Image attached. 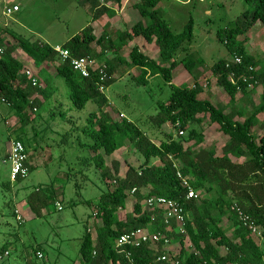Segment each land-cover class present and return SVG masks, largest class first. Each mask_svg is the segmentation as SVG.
<instances>
[{
	"label": "trees",
	"instance_id": "obj_1",
	"mask_svg": "<svg viewBox=\"0 0 264 264\" xmlns=\"http://www.w3.org/2000/svg\"><path fill=\"white\" fill-rule=\"evenodd\" d=\"M115 1L122 6L124 0ZM245 1L247 8L241 15L217 31V37L226 45L229 55L214 61L210 68L217 83L230 95L227 105L237 104L239 93L249 96L258 83L263 86L261 101L247 113L245 105L227 111L226 107L201 98L199 94L204 86L199 82L194 69L204 64L205 59L202 56L185 55L182 61L194 76L195 82L181 85L172 83L169 99L159 103L160 110L153 119L159 126L170 122L179 128V132L187 129L188 133L179 137L166 133L159 142L153 141L132 120L115 117L114 112L107 109L109 97L99 87L101 81L97 72L90 77L83 76L72 67L69 60L62 59L50 43L31 40L0 25V44L4 46L0 53V101L5 98L23 125L30 119L26 107L33 109L36 106L37 111L38 105L42 104L35 94L49 96V90L32 84L24 72V62L14 55L15 46L5 41L4 33L7 31L18 38V45L33 59L35 65L41 66L42 70H45L46 62L56 66L57 73L64 77L68 85L75 107L82 108L89 100H94L98 105L96 110L90 112L83 131L90 139L86 144L94 152L91 156L96 167L101 169L102 178L109 180L113 186L96 201L94 214L102 219V223L96 228L95 234L89 228L83 234L78 264H144L154 261L164 250L156 251L147 243L140 246L126 245L125 250L116 246V240L122 233L136 227H146L150 231L164 234L160 242L164 238L180 242L179 252L172 256L179 261L177 264H264V245L259 242L263 238L253 234L232 208L237 202L252 216L264 234V132L259 130L263 123L258 116L264 112V59L257 58L249 51L248 36L245 35L257 22H260L261 28L264 27V0ZM90 2L94 7L95 20L103 13L114 15L116 12L115 8L101 4L99 0ZM159 3L160 0L133 2L142 18L131 29L119 32L120 43L106 39L104 33L96 35L93 27L87 26L63 45L74 54H91L101 60L102 55L94 51L95 43L104 45V50L109 47L118 53L120 45L128 44L135 37L143 35L148 41L156 42L160 60L145 54L137 44L132 45L129 59L132 65L139 67L135 75L137 82L147 83L148 76L161 74L171 83L173 70L178 63L176 56L181 51H187L194 39V20L190 18L183 30L176 32L164 18ZM235 55L242 57L241 62L231 61ZM58 57L60 61L57 62ZM121 58L118 54L111 59L101 60V63L108 64V77L104 80L106 85L109 86L113 81V60L118 59L119 62ZM250 65H254L255 70L250 71ZM232 73L235 74L236 82L230 78ZM250 74H253V78H242ZM249 84H253L250 89ZM236 114L244 119H236ZM206 116L229 137L221 153H217L214 148L195 149L205 139V133L193 124H201ZM24 130V127L20 129L17 137L29 151ZM190 140H194V143L188 144ZM127 143L145 159L138 164L127 162V169L122 175L119 161L114 160L110 167L100 150L112 154ZM153 157L158 161H152ZM179 172L200 191L197 198L187 197ZM22 180L19 178L16 181ZM133 188L135 191L132 193ZM153 194L174 198L183 205L184 232L178 230L175 220L170 224L165 223L161 209L144 207L145 197ZM52 195L31 192L27 201L33 212L39 215L42 208L52 200ZM129 195L135 197L133 209L122 217L120 210L126 207ZM225 217L230 220L229 226L224 225ZM186 239L190 247L186 246ZM6 245L5 242L0 248V254L7 250ZM37 250L41 248L35 247ZM126 251H130L132 260ZM154 264L176 263L168 259L155 261Z\"/></svg>",
	"mask_w": 264,
	"mask_h": 264
},
{
	"label": "rangeland",
	"instance_id": "obj_2",
	"mask_svg": "<svg viewBox=\"0 0 264 264\" xmlns=\"http://www.w3.org/2000/svg\"><path fill=\"white\" fill-rule=\"evenodd\" d=\"M7 1L18 4L20 9L11 15L3 14V2L0 0L1 26L23 37L34 41L43 40L53 46L65 44L87 26H92L96 35L104 33L106 39L120 43L119 32L122 29H131L132 23L141 18L133 4L137 0L127 2L124 10L116 1L99 0V3L106 6L110 2L109 5L115 7L116 12L114 15L106 12L96 20L93 19L94 7L90 0ZM159 7L176 32L183 30L190 18L194 20V39L187 51H181L176 56L178 63L173 70L171 83L161 74L151 75L147 83L137 82L135 75L139 67L130 63L131 44L120 45L118 53H114L109 47L104 50V45L94 44V51L96 54L100 53L103 59L118 54L122 57L119 62L118 59L113 60V81L105 89L109 97L108 106L115 117L132 120L156 142L164 138L166 133H172L175 137L186 136L187 129L180 133L179 128L172 123L166 122L159 126L153 119L160 110L159 103L169 99L172 83L194 84V76L182 61L185 55L202 56L205 59L204 64L194 69L199 82L204 86L200 97L226 107L227 111L245 105L247 113H250L253 106L261 101L262 84L258 83L249 96L240 93L237 104L227 105L230 95L217 83L210 68L214 61L229 55L226 45L218 39L217 31L241 15L247 8V2L160 0ZM260 26V22H257L245 35L248 36L249 51L257 58L264 59V27ZM4 35L7 44L15 46L14 55L26 64V68L39 70L40 82L42 87L48 88L49 96L40 95L42 104L38 105L37 111L30 106L26 107L25 111L30 119L25 125L6 100L0 101V248L6 242L10 252L0 259V264H78L83 234L87 228L95 234L96 228L102 222V219L94 214L97 209L96 201L113 186L109 180L102 178L101 169L96 167L91 156L94 152L86 144L90 139L83 131L90 112L96 110L98 105L94 100H89L84 107H75L69 95L68 85L64 77L57 73L56 66L46 62L45 70H42L18 45L15 35L8 31ZM133 42L147 55L160 60L155 42H149L142 35L135 37ZM258 115L263 123L259 130L264 132V112ZM235 118L244 117L236 114ZM193 126L205 133V139L195 146L196 150L214 148L218 152L221 151L228 136L217 123L210 122L206 116L201 124L195 123ZM23 127L28 139L30 173L21 182H17L10 179L11 164L4 159L8 155L12 139L18 136ZM188 143L193 144L194 140ZM105 156L110 167L114 160L119 161L121 174L125 173L127 162L138 164L145 159L130 143ZM152 161L158 159L153 157ZM31 192L41 195L53 194L52 200L42 208L39 215L33 212L28 204L27 197ZM134 202L135 197L129 195L126 207L120 210L122 217L132 211ZM16 208L23 220L17 219ZM229 224L230 220L225 217L224 225ZM259 242L264 245V238ZM185 244L190 247L188 239ZM37 246L44 253L42 258L36 257ZM157 248L173 256L179 252L180 242L169 239L157 243L155 249Z\"/></svg>",
	"mask_w": 264,
	"mask_h": 264
},
{
	"label": "built area",
	"instance_id": "obj_3",
	"mask_svg": "<svg viewBox=\"0 0 264 264\" xmlns=\"http://www.w3.org/2000/svg\"><path fill=\"white\" fill-rule=\"evenodd\" d=\"M3 2V14L11 15L14 12L19 10V5L16 3H8L7 0H1ZM4 46L0 44V53L3 52ZM54 49L56 52L60 55V57L64 60H69L72 67L80 72L83 76L90 77L93 73L97 72L100 78L99 87L101 90H105L107 88L106 83L104 80L108 77L107 74V63H101L99 62L95 57H93L91 54H85V55H77L72 52V50L64 45H55ZM242 57L239 55H235L231 58L232 62H241ZM250 71L255 70L254 65H250L248 68ZM24 72L28 76V78L31 80L32 84L35 86H42V83L40 82L38 71L29 68L24 67ZM230 78L233 82H236L235 74L232 73L230 75ZM242 78L244 80H249V78H253V74H250L249 76L243 75ZM253 84H249L251 86ZM2 100H5V98H2ZM34 110L37 109L36 106L33 107ZM180 133H184L183 130H180ZM29 153L25 147V144L23 141L18 138L14 137L10 143V148L8 150V155L4 159V161H10V178L11 180H17L19 178L25 179L29 173H30V166H29ZM179 176L182 178V183L186 187L187 190V197L188 198H197L199 196V190L196 189L189 179L187 177L182 176V174L179 172ZM135 191V188L131 190L133 193ZM62 207V205H59ZM144 207L147 209H161L163 211V218L165 223L170 224L172 220H175L177 222V228L179 231L184 232L185 231V209L183 205H181L176 199L169 198L164 195H148L144 199ZM232 208L238 213L239 218L243 221L244 225L248 227L253 234L260 238H264V234L262 229L259 227V225L255 222V220L252 218V216L245 212V210L237 203L235 202L232 205ZM15 212L17 213V219L23 220V217L21 214H19V210L16 208ZM164 236V234L156 231H150L146 227H136L133 228L127 232L122 233L116 240V246L118 248H121L122 250H125L126 245H132V246H140L142 244H149L150 247L155 249V246L157 243L160 242L162 239L161 237ZM168 238H164V241H168ZM156 250V249H155ZM158 250V248H157ZM156 250V251H157ZM9 250H5L4 253L0 254V258H2L4 255H8ZM127 256L130 257L131 253L130 251H126ZM36 255L39 258H42L44 256V253L41 250L36 251ZM172 260L174 263H178L179 261L177 259H174L172 256H170L169 253H162L156 256L155 260L146 262L144 264H154L156 261H162V260ZM130 260L131 257H130ZM242 264V263H238Z\"/></svg>",
	"mask_w": 264,
	"mask_h": 264
},
{
	"label": "crops",
	"instance_id": "obj_4",
	"mask_svg": "<svg viewBox=\"0 0 264 264\" xmlns=\"http://www.w3.org/2000/svg\"><path fill=\"white\" fill-rule=\"evenodd\" d=\"M109 1H110V0H109ZM112 1H115V0H112ZM129 1H130V0H124V1H123L122 6H121V8H122L123 10H124V8H125L127 2H129ZM137 1H138V0H137ZM109 3H110V2H109ZM109 3H107V5H108L109 7H111V6L109 5ZM134 7H135V6H134ZM113 8H115V7H113ZM19 9H20V8H19ZM136 9H137V8H136ZM137 10H138V9H137ZM139 13H140V12H139ZM104 14H105V13H103L102 15H100L98 18H100V17L103 16ZM116 16H118V14H117ZM98 18H97V19H98ZM104 18H105V17H104ZM104 18H103V19H104ZM141 18H142V16H141ZM141 18H139V19H141ZM139 19H138V20H139ZM135 20H136V19H135ZM135 22H136V21H135ZM135 22H134V23H135ZM134 23H132V25H133ZM99 25H100V22H99ZM132 25H131V26H132ZM126 29H127V28H126ZM122 30H125V29H122ZM139 36H141V35H139ZM142 36H143V35H142ZM137 37H138V36H137ZM134 39H135V38H134ZM134 39L131 40L128 44H129V45L131 44V46L134 45V44H136V43L133 42ZM149 42H150V41H149ZM151 42H155V41H151ZM155 43H156V42H155ZM156 45H157V44H156ZM94 46H95V45H94ZM138 46H139V45H138ZM157 46H158V45H157ZM139 47H140V46H139ZM140 48H141V47H140ZM142 51H143V49H142ZM143 52H145V51H143ZM158 52H159V47H158ZM145 54H146V53H145ZM28 56H29V55H28ZM150 57H151V56H150ZM30 58H31V57H30ZM111 58H113V57H110L109 59H111ZM31 60L33 61L32 58H31ZM104 60H105V59H103L102 61H104ZM98 61H99V62H102V61L99 60V59H98ZM28 66H29V65H28ZM24 67H26V64H25V63H24ZM29 68H30V67H29ZM40 68H41V66H40ZM36 71H39V70L36 69ZM38 73H39V72H38ZM137 73H138V72H137ZM149 77H150V76H148V78H149ZM112 78H113V75H112ZM250 87H251V86H249V89H250ZM239 94H240V93H239ZM239 94H238V96H239ZM37 95H38V97H40L41 94H40V95L37 94ZM35 96H36V94H35ZM41 96H42V95H41ZM238 96H237V98H239ZM201 98H202V97H201ZM237 102H238V101H237ZM107 108L110 109L111 107L108 106ZM258 116H259V115H258ZM243 119H244V118H243ZM240 120H242V119H240ZM224 134H225V133H224ZM227 136H228V135H227ZM228 138H229V137H228ZM227 140H228V139H227ZM225 143H226V142H225ZM225 143H224V144H225ZM188 144H189V143H188ZM123 147H124V146H123ZM116 151H117V150H116ZM100 152L104 155V158H106L104 150L101 149ZM103 152H104V153H103ZM221 152H222V149H221L220 152L217 151V153H221ZM112 154H113V153H112ZM234 159H236V158L234 157ZM241 159H242V158H241ZM106 163H107V162H106ZM107 164H108V163H107ZM120 174H121V172H120ZM122 175H123V174H122ZM15 213H16V212H15ZM101 223H102V222H101Z\"/></svg>",
	"mask_w": 264,
	"mask_h": 264
}]
</instances>
